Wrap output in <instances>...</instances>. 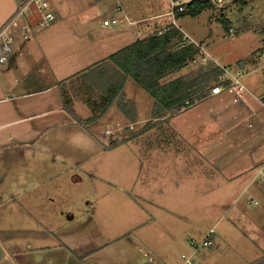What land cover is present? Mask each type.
Wrapping results in <instances>:
<instances>
[{"label": "rangeland", "instance_id": "374dc122", "mask_svg": "<svg viewBox=\"0 0 264 264\" xmlns=\"http://www.w3.org/2000/svg\"><path fill=\"white\" fill-rule=\"evenodd\" d=\"M119 1L127 19L104 25V18L122 14L114 10L117 0H62L61 4L53 0L60 15L54 24L37 28L27 40L22 38L18 22L15 28L21 35L14 41L18 56L11 61L9 55L0 69V157L31 156L23 165L18 159H11L6 165L15 171L17 181H11L8 187L18 197L16 203L5 204L10 198L1 192L0 228L30 236L24 243L20 241L23 249L27 241L66 242V248L55 246L60 250L61 264L67 259L70 264H83L81 260L86 258L84 264H143L144 252L149 253V246L156 243L182 261L179 256L186 250L183 237L193 236L194 232L201 236L217 215H240L236 209L239 204H231L232 198H228L224 187L227 175L213 176L214 182L221 183L218 189L212 180L209 185L198 183L203 176L183 175L185 163L195 165V154H183L192 151L191 145L172 136L165 126H152L135 142L125 140L152 117L154 101L132 78L124 86V99L137 106V122L132 128L125 126L130 119L117 101L99 119L84 123L91 116V109L77 88H68L67 92L73 100L74 113L63 106L59 81L88 65L95 56L102 57L123 45L117 41L100 49L103 37L124 29L131 34L133 26L152 20L129 22L135 17L142 19L158 12L172 16L173 0ZM214 2L213 8L197 16H182L178 23L197 43L206 44L203 47L214 59L213 64L231 66L236 71L239 59L262 46L264 0H246L245 4L233 0ZM17 6V0H0V27ZM93 36L98 38L90 41ZM35 63V71L29 73L32 81L25 86L24 75ZM207 66L193 60L175 76L191 75ZM263 67V55L260 65L248 67L258 68L246 78L258 94L264 90ZM25 88L46 93L25 96ZM4 91L13 97L4 96ZM58 103L61 106L55 107ZM33 109L39 114L24 119ZM118 137L120 142L111 146ZM230 155L226 157L229 160ZM259 157L264 154H242L235 165H245ZM223 196L225 201L230 200L227 206H213V199ZM239 198L247 202L251 214L262 212L264 183L260 172L252 188ZM251 198L256 205L248 204ZM28 203L35 206L27 207ZM50 230L54 238H37ZM150 234L151 238L140 237ZM201 241H196L197 245Z\"/></svg>", "mask_w": 264, "mask_h": 264}, {"label": "crops", "instance_id": "0c3cea01", "mask_svg": "<svg viewBox=\"0 0 264 264\" xmlns=\"http://www.w3.org/2000/svg\"><path fill=\"white\" fill-rule=\"evenodd\" d=\"M51 3L55 9L57 19L60 15L57 8L58 6L56 4H61L62 0H57L56 4L53 3V0H51ZM16 8L17 7H14L8 16H11ZM128 14L129 16H132L131 12H128ZM164 14L166 15V13L158 12L154 13L150 17H143L142 19L140 17H135L134 20L131 19L129 22L132 23L133 21H137L139 23L143 19L152 18L148 24H137L136 26H133L131 29V34L128 32L129 30L125 29L116 30L110 33L108 32L111 35H106L103 37V45L100 46V49L110 43L117 41L122 42L123 45H120L119 48L114 51L105 53L102 57L98 55L95 56L94 59L89 61L88 65L80 67L76 72L100 59L106 58L111 53L134 42L139 36H148L155 31H161L171 23L179 27L184 36L189 38L191 41L197 42L189 33L182 29L181 25L178 23V20H180L182 16L181 18H176L175 11L172 16H165ZM162 16L165 17L161 18ZM165 21L166 23L161 25ZM20 25L21 33H23V22H21ZM36 30L37 28L31 27V30H29V35L27 37L23 36L22 38L29 40L32 37L31 33H36L38 31ZM230 30L231 29L229 28L228 32H230ZM19 35L21 34L16 32L15 28L14 41ZM97 38L98 36H93L90 38V41ZM14 41L12 45V52L9 57L11 61H15L16 56H18ZM263 44L264 42L262 45ZM203 46L206 47V44L204 43ZM90 49L91 47L89 50ZM37 66L38 65L35 63L34 65L30 66V68L27 70L28 72L25 73V86L26 84H30L29 82L32 81V78H29V73L31 70L35 71ZM237 69H240L243 72L242 82L247 88V91L241 99L235 101L233 94L228 91H223L219 94H212L211 91H209L208 96L204 100L180 111L179 113L171 115L169 118L170 127L173 128L179 134V136L192 147L191 152H183V154H195V165L188 166L185 163V166L183 167V175L190 173L191 175L203 176V178L200 179L198 183H207V185H209L208 183H211V180L214 182L213 176L221 174L227 175V182L224 187H226V192H228V198H232L231 204H239V207H236V209L238 208L237 211L240 213V215H217L213 225L201 236H197L194 232V235H191L192 237L190 235L188 237H183V245L186 247V250L183 251L179 257L182 258L183 254L191 256L196 264H264V207L262 212L251 214V210L247 208V202L245 203L240 198L237 199L242 193H246L248 189L252 188V183L255 176L257 173H261L263 171L264 157L255 158L254 160L252 159L245 165L237 167L235 165L237 157H240L242 154H264V90L258 94V92H256V90L250 86L246 80L247 76L258 68L248 69L247 67L245 69ZM36 79H38V77H36L34 80ZM25 90L26 91L23 94L25 96L46 93V91H41V89L28 90L25 88ZM3 95L13 97V95H9L7 91H4ZM132 102L134 103V101ZM59 106H61V103L55 105V107ZM35 114L37 115L39 113L33 109L31 113L26 114L23 116V118L27 119L33 117ZM178 116L182 117V119L176 120V117ZM150 120H152V117L145 121V124ZM136 122L137 106L135 105V119H130L129 123H127L125 126L132 128L133 124ZM145 124L140 127V130L138 129L133 131V133H139L144 128ZM150 131L151 130L140 133L131 141L135 142L142 135H145ZM116 140H120V138L118 137ZM228 154H231L229 156L232 157L231 160L226 158ZM4 156L5 155L0 157V195L1 192L4 191L5 197L8 195L10 198L5 201V204L11 202L16 203L17 201H15V199L18 197L17 193H12V189H10L8 186L11 181H17V177L15 175L14 169H10V167H6V165L8 164V161H11V159L22 160L23 162H20V165H23L25 164V161L31 159V156L30 158L26 155H15L10 158ZM226 169L230 171H227ZM185 181L186 179H183V187ZM262 181L264 183L263 176ZM216 182L217 181L214 183ZM220 186L221 183L217 182V188L215 189L220 188ZM209 188L207 190H215L214 188ZM199 189L204 190L202 187ZM224 197L225 196H223V198L213 199V206H227L230 200L225 201ZM28 204L29 206L27 207L30 208L35 206L33 203ZM248 204L256 205L257 202L256 200L253 201L251 198ZM26 213L31 215L33 214L30 211H27ZM3 230L4 229L0 228V264H61L58 262L60 259V250L57 247L59 246V248H66L68 246L66 245V242L61 241L60 243L59 240L52 244H31L27 241L25 244L26 248L23 249L20 241L24 243L25 239L29 240L30 236H27L25 233H21L22 231L10 232L9 230H6L3 232ZM211 231L213 233L211 236V245L196 247L191 243L192 240L203 241L208 235L207 233ZM52 232L53 231L50 233L48 231H43L41 234L37 235V238H40L41 240L50 237L54 238L55 234ZM140 237L144 239L151 238L152 236L150 234L142 235ZM170 237H173V235L170 234ZM158 246V243H156V245L153 244L149 246L148 249L151 253L149 252L148 254L168 264H185L183 259L182 261L180 258L177 259V257L172 254V252H169L167 248H160V246ZM73 250L74 249L71 248V251ZM145 253L147 252H144V256L146 258L143 264H151ZM38 254L42 256L37 258ZM86 259H82L81 262H85ZM84 262L82 263L84 264ZM63 264H70V262H68L67 259ZM73 264L76 263L74 262Z\"/></svg>", "mask_w": 264, "mask_h": 264}, {"label": "trees", "instance_id": "16d2710c", "mask_svg": "<svg viewBox=\"0 0 264 264\" xmlns=\"http://www.w3.org/2000/svg\"><path fill=\"white\" fill-rule=\"evenodd\" d=\"M18 3L23 0H17ZM184 6L175 10V17L197 16L206 9L214 7V0H173ZM246 3V0H234ZM228 25V21H223ZM228 28V27H227ZM264 34V27L262 28ZM264 42V36H263ZM194 43L189 42L175 24L167 25L161 31L148 36H139L134 42L111 53L80 71L59 81L61 98L65 109L74 113L73 100L67 96L68 88L81 90V98L91 109L86 121L97 120L117 101L120 109L135 119V105L124 99V86L131 77L154 100L152 120L138 133H132L125 140H132L152 126H165L169 133L187 143L170 127L169 118L175 113L204 100L211 88L219 82L223 72L220 65L209 63L191 75H176L194 60ZM264 44L249 55L239 59V68L256 67L262 63ZM264 76V67L262 68ZM80 119V118H79ZM120 140L114 139L111 146Z\"/></svg>", "mask_w": 264, "mask_h": 264}, {"label": "built area", "instance_id": "2783aa9c", "mask_svg": "<svg viewBox=\"0 0 264 264\" xmlns=\"http://www.w3.org/2000/svg\"><path fill=\"white\" fill-rule=\"evenodd\" d=\"M184 6L177 1L172 2V11L174 14L175 10L182 11ZM114 10L116 12H122L119 16H112L103 19L104 25L118 24L124 22L127 19L126 12L119 0L114 5ZM56 20V12L51 3V0H23L18 3V6L11 17L0 27V68L8 59L9 55L12 52V45L15 37V26L18 22H23V36H28V31L31 30V27L34 28H46L50 26ZM197 44V47L194 46V60L199 61L200 64L206 65L214 62V59L210 54L205 50L203 46L199 43L193 41ZM196 53L198 56H196ZM264 60V55H263ZM223 72L219 76V82L211 88L212 94H219L223 91H228L233 94L234 100L238 101L241 99L247 88L242 82V71L237 69L233 70L231 66H222ZM264 178V171L261 172ZM212 231L204 238L200 244L197 245L196 241L192 240L191 243L196 247L208 246L211 245L212 240ZM149 262L151 264H168L154 256H151L148 253H145ZM182 259L185 264H196L191 256L186 254L182 255Z\"/></svg>", "mask_w": 264, "mask_h": 264}]
</instances>
